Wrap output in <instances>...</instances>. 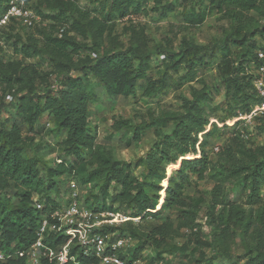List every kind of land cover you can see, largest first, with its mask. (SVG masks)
Instances as JSON below:
<instances>
[{
	"label": "trees",
	"instance_id": "16d2710c",
	"mask_svg": "<svg viewBox=\"0 0 264 264\" xmlns=\"http://www.w3.org/2000/svg\"><path fill=\"white\" fill-rule=\"evenodd\" d=\"M9 1L0 0V16L7 11ZM45 2L55 11L49 16L56 22L53 29L43 35L42 43L30 38V42L15 41L14 46L24 57L49 53V74L55 70L59 76L52 82L45 80L41 91L35 85L41 77L35 74L32 82L21 86L22 95L7 91L0 94V108L15 107L18 120L11 124L0 121V249L9 252L28 248L36 240L44 214L59 205L63 180L75 178L81 185L101 183L103 201L101 204L98 199L86 201L90 209L139 217L137 222L129 219L102 228L103 232H117L119 237L135 239V245L120 252V256L132 260L143 258L145 264H159L162 253L143 256L142 252L151 243L158 248L166 239L168 227H175L165 216L169 210H177L179 229H196L198 207L203 200L187 196L185 189L195 180L210 178L215 183L209 207L214 227L213 242L220 245L239 237L246 243L241 264H264V145L249 146L247 143L253 137L249 140L241 138L240 122L227 125L240 113L248 114L261 100L250 69L258 62L257 49H264V24H257L258 18L264 19V0H98L96 8H92L96 11L94 16L91 10L78 7L72 0ZM42 4L43 0H40L34 8L39 13ZM179 8L187 25L203 23L212 12L231 21L218 48L221 58L219 85L213 88L204 85L194 90L182 111H164L139 124H133L129 119L117 121L116 130L133 127L132 139L136 141L149 130L156 136L153 145L133 165L94 145L89 105L98 99L96 86L103 87L111 96H134L142 88L143 96L153 97L166 91L168 70L177 71L183 65L185 73L180 80L190 82L195 79L198 69L208 67L207 57L213 59L215 50L183 38L179 49L163 52L166 66L161 76L154 78L149 74L153 64L152 55L146 51L147 34L143 26L134 22V17L153 11L166 17ZM126 18L124 27L128 44L119 46L113 42L108 47L106 31L110 29L111 34L115 21ZM15 22L22 24L13 18L6 25ZM57 23L66 25L62 24L63 30L56 32ZM8 38L11 39V35ZM73 70L80 73L69 75ZM55 82L60 83L58 88L53 87ZM0 83L14 86L22 84V78L15 79L8 72H2ZM220 89L224 90L229 113L221 120L214 113L209 115L205 108ZM7 96L14 99L7 102ZM46 112L53 118L55 128L52 130L57 134L65 133L63 150L69 156L55 162L54 166H46L47 179L39 168L40 160L26 153L28 142L36 136L39 120ZM212 118L217 121L211 122ZM259 122H263L258 128L262 132L264 118ZM19 123L25 125V132ZM244 129L249 131L247 127ZM217 134L227 135L234 142L224 148L217 160L211 161L208 147L210 139ZM87 150L89 158L85 157ZM134 167L143 168L140 176L133 173ZM169 167L173 170L168 175ZM164 180L166 186L162 184ZM113 183L120 186V191L112 197V202H119L124 209L107 204ZM10 186L15 190L13 195L7 191ZM234 190L237 197L232 198ZM35 194L44 200V209L39 210L33 204ZM151 219L164 222L145 234L133 227L135 223L137 226L139 222ZM68 239L66 235L51 233L48 244L57 246ZM178 250L184 253L187 248L183 246ZM198 251L195 247L192 254ZM71 254L76 255L77 262L67 264H99L98 258L84 255L78 245L72 247ZM200 254V259L191 258L190 262L217 264V256H207L203 250ZM0 264H27V261L18 257L0 261Z\"/></svg>",
	"mask_w": 264,
	"mask_h": 264
},
{
	"label": "rangeland",
	"instance_id": "374dc122",
	"mask_svg": "<svg viewBox=\"0 0 264 264\" xmlns=\"http://www.w3.org/2000/svg\"><path fill=\"white\" fill-rule=\"evenodd\" d=\"M40 0H30L33 9ZM75 5L83 9L91 10V14L96 15V11L92 8H96L98 0H72ZM100 1V0H99ZM103 1V0H102ZM154 4V3H151ZM41 13L38 14V20L33 28L26 29L22 24L15 22L14 25L4 27V37L2 43H0V73L8 72L13 78H22V84H15L14 86L9 83H0V94L4 91L14 92L19 96L22 95L20 91L21 86L30 81L32 82L33 76H40L35 82L37 90L41 91L44 81H51L59 76V73L55 70L49 74V63L51 61L49 53H41L33 57H24L21 53L17 52L14 46L15 41L30 42V38L35 39L37 42L43 40V35L49 33L56 23L53 19L49 18L55 11H53L48 4L43 0V4L40 6ZM181 8L169 13L166 17H161L158 12H150L146 15H139L134 17V22L139 23L145 28L148 44L146 51L152 55L153 70L149 72L150 76L154 78L160 77L162 71L166 66L164 60V51L171 49H179L183 38H187L196 44L204 45L207 49L215 50V57L208 58L209 65L205 69H198L196 77L193 81L184 82L180 80V76L185 73L184 66L181 65L177 71L168 70L169 77L167 78L166 91L158 96L148 97L142 95V88H139L134 96H111L107 94L105 89L101 86H96L98 99L92 101L89 105V125L94 132V145L103 148L111 152L117 159L131 162L133 165L136 160L145 155L149 148L156 140V136L152 130H149L142 134L140 140L136 141L132 139L133 127H123L120 130L115 129L116 122L123 119H129L133 124H139L142 121H149L152 116H158L164 111H182L184 105L188 100L192 98L193 91L202 88L207 85L210 88L218 87L220 81V65L221 58L219 53V44L222 42L227 28L231 25V21L223 18L216 12L210 13L205 21L199 25H187L180 12ZM126 19H118L113 25V29L110 34V29L105 33V41L108 47L114 44L119 46H126L128 44V33L125 31ZM66 23H57L56 32L63 30ZM257 24H264V19L258 18ZM68 26V24H67ZM11 35V39L8 36ZM234 50H238L236 46H233ZM93 56V55H91ZM34 70L36 72H34ZM80 71L73 70L69 75L76 76ZM47 74V75H46ZM49 74V75H48ZM62 75V74H61ZM13 94V93H12ZM206 112L209 115L223 118L228 116V110L225 106L224 90L220 89L218 93L213 95V100L206 104ZM0 121L11 124L13 121H18L15 116V107L12 108H0ZM230 121V120H229ZM222 123V122H221ZM263 122H256L255 134L253 140L248 142L249 146L264 145V131H258L259 125ZM23 132H25V125L19 123ZM54 122L51 115L46 112L39 120L37 126V134L28 142L26 153L27 155L37 157L39 161V168L44 176L47 177L46 166H54L55 162H60L62 159L69 158L64 153V147L62 139L65 137V133L57 134L54 129ZM233 140H230L227 135H216L210 139L208 147V155L211 161L218 159L224 148L233 144ZM218 148V149H217ZM85 157L89 158L88 150L85 152ZM58 159V161H57ZM142 167H134L133 173L140 176L142 173ZM168 175L172 172L173 167H169ZM70 179V178H69ZM68 178L63 180L62 192L66 196L68 187ZM82 182L81 178L79 177ZM166 180L162 182L164 184ZM214 182L209 178L204 180H195L191 186L185 189V194L192 198H202V202L198 207L196 229L191 227H177V210L172 209L166 212L165 216H168L169 220L175 227H168V234L164 242L156 248L155 244H148L145 250L142 252L143 256H156L158 252L162 253L159 264H192L191 258L200 259V251H204L208 256H217V264H232L237 262L241 264L244 260V254L246 252L245 244L241 238H235L234 240H227L222 244L213 242L214 240V227L209 215V207L211 200V190L214 186ZM83 191L81 198L83 202H93L98 199L99 204L103 201L101 183L91 182L82 184ZM7 191L13 195V186L8 187ZM120 191V186L113 183L110 187V195L107 199L108 205H113L115 208L120 207L119 202H112L117 192ZM231 195L232 198L237 197V194ZM164 191H161V195ZM247 207V206H245ZM124 209L123 206H121ZM123 214V213H121ZM125 215V214H124ZM114 216V221H116ZM162 219L145 220L136 226L133 225L135 230L140 233H147L153 227L163 223ZM129 229V228H128ZM130 230V229H129ZM128 232V231H127ZM114 236H117V232H113ZM160 238V237H158ZM207 246L206 244H212ZM205 244V245H204ZM186 246V252H180L178 249ZM218 246V247H217ZM198 247L199 251L192 254V249ZM178 248V249H176ZM131 253V252H130ZM129 253V255H130ZM226 253V254H225ZM227 257V258H226ZM139 264H145L146 260L139 259Z\"/></svg>",
	"mask_w": 264,
	"mask_h": 264
},
{
	"label": "built area",
	"instance_id": "2783aa9c",
	"mask_svg": "<svg viewBox=\"0 0 264 264\" xmlns=\"http://www.w3.org/2000/svg\"><path fill=\"white\" fill-rule=\"evenodd\" d=\"M13 18L19 20L26 28H32L38 20V14L27 0H10L7 11L0 16V43H2V27ZM257 58L258 62L251 65L250 72L254 75L255 90L261 100L248 114L240 113L234 120L227 122L229 126L240 122L239 134L244 140L254 136L256 130L254 125L264 118V49H257ZM59 86L60 83L57 82L53 85L54 88ZM13 99L12 96L6 97L7 102ZM213 121L217 120L212 118L211 122ZM218 124L223 125L219 122ZM245 127L250 132L246 131ZM82 191V185L77 179H69L66 196L63 192L59 205L44 214L37 229L36 240L22 250L4 252L0 249V261L22 257L26 259L27 264L76 263L77 257L71 254V249L78 245L84 255L98 258L99 264H139L140 260L120 256V252L135 245V239L114 236L113 233L102 231L105 225L121 224L129 219L137 222L139 217H128L109 210L90 209L81 198ZM33 204L39 210L45 208V202L39 194L34 195ZM116 215V221H114L113 217ZM51 233L66 235L69 239L57 246H51L48 244Z\"/></svg>",
	"mask_w": 264,
	"mask_h": 264
}]
</instances>
